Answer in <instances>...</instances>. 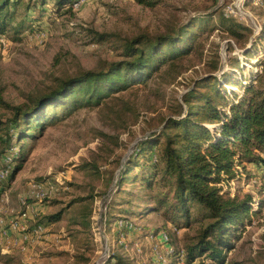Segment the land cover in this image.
<instances>
[{
    "label": "rangeland",
    "instance_id": "1",
    "mask_svg": "<svg viewBox=\"0 0 264 264\" xmlns=\"http://www.w3.org/2000/svg\"><path fill=\"white\" fill-rule=\"evenodd\" d=\"M219 14H229L249 31L240 40L230 38L215 29ZM196 16L210 19L193 49L174 65L165 63L145 83L116 98L62 114L36 134L13 179L10 162L8 176L0 182V264H105L113 255L127 264L185 263V240L199 223L176 228L159 212L113 222L111 214L140 210L147 196L159 193L156 186L146 190L136 180L123 184L120 194L116 180L139 141L159 132L165 119L177 117L182 94L195 79L220 77L234 59L244 69L242 76L264 75V38H258L264 29V0H243L240 10L235 0H160L153 7L135 0H91L61 13L50 0L42 17L32 22L33 30L17 37L11 32L0 35V96L7 105H19L28 102L30 94L53 87L56 79L123 59L127 40L141 33H166ZM99 34H105L102 41ZM250 48L254 55L247 58ZM215 60L217 71L212 68ZM232 89L238 94L243 90ZM8 116L9 109L0 104V117ZM4 166L0 158V169ZM263 170L235 162L234 177L221 174L217 183L230 196L250 194L257 210L236 233L227 264H264V206H258L264 201ZM37 192L46 194L36 197ZM59 211L58 221L46 222L44 216ZM23 212L26 230L11 231L8 222ZM35 228L39 232L33 234ZM24 233L29 236L24 238ZM200 260L214 264L206 256Z\"/></svg>",
    "mask_w": 264,
    "mask_h": 264
},
{
    "label": "trees",
    "instance_id": "2",
    "mask_svg": "<svg viewBox=\"0 0 264 264\" xmlns=\"http://www.w3.org/2000/svg\"><path fill=\"white\" fill-rule=\"evenodd\" d=\"M49 1L0 0V35L11 32L17 37L33 30L32 22L42 17ZM77 1L53 0V6L57 13L72 12ZM159 1L135 0L146 7ZM35 13L39 16L32 18ZM209 19L210 16H196L155 36L141 33L122 44L123 59L107 62L103 69L83 70L56 79V84L47 91L30 94L28 102L7 105L0 96V104L9 109L7 118L0 117V158L11 159L10 179L27 160L36 134L47 125L62 114L97 106L133 85L145 83L165 63L174 65L175 59L193 49L196 36ZM215 29L236 40L249 31L247 26L224 14L218 15ZM262 37L264 29L258 38ZM104 38L105 34L98 35L99 41ZM253 55L251 48L245 51V57ZM232 62L234 72L230 68L220 77L210 74L193 81V86L182 94L177 117L165 119L159 132L139 141L116 180L120 194L123 184L136 180L146 190L156 186L159 193L147 196L140 210H120L123 216L111 214L113 222L119 217L159 212L176 228L199 223L197 232L187 236L184 243L186 264L197 260V264H205L200 260L203 256L214 264H224L236 233L248 221L250 212H257L250 194L241 198L230 196L217 185L221 174L234 177L235 162L264 166V75L244 77L240 61ZM212 68L219 69L218 60ZM233 87L243 89L242 93H236ZM133 170L136 172L131 173ZM113 203L110 202L111 206ZM258 206L262 208L264 201ZM61 214L60 211L48 214L44 219L47 223L56 222ZM112 258L105 264H127L117 255Z\"/></svg>",
    "mask_w": 264,
    "mask_h": 264
},
{
    "label": "built area",
    "instance_id": "3",
    "mask_svg": "<svg viewBox=\"0 0 264 264\" xmlns=\"http://www.w3.org/2000/svg\"><path fill=\"white\" fill-rule=\"evenodd\" d=\"M86 1H91V0H78L76 3H74V6L79 4V3H83V2H86ZM241 5H243V0H235V8L237 10H240V7ZM227 16H229V14H225ZM4 162H5V166L3 168L0 169V182L2 180H4L7 176H8V173L10 171V162H11V159L7 156L4 158ZM262 175L264 176V170L262 171ZM46 192H41V194H39V192L36 193V197L38 195H45ZM26 212H23L21 213V215L17 218V219H12L8 222V225H9V229L11 231H25L26 230V227H25V218L27 217L26 216ZM39 228H35L33 230V234L34 233H38L39 231H37ZM4 233H6V230H4ZM27 236H29L27 233H24V238H27ZM164 240H167V238L165 237ZM173 250L172 249H169V252H172ZM183 253V251L181 252ZM181 257L182 259L184 258V255L181 254ZM160 258H162L160 256ZM184 262V261H182ZM182 264H186V263H182ZM193 264V263H191ZM224 264H227V262H225Z\"/></svg>",
    "mask_w": 264,
    "mask_h": 264
}]
</instances>
